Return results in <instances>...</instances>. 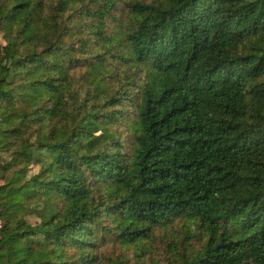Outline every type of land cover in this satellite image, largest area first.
Returning <instances> with one entry per match:
<instances>
[{
	"label": "trees",
	"instance_id": "1",
	"mask_svg": "<svg viewBox=\"0 0 264 264\" xmlns=\"http://www.w3.org/2000/svg\"><path fill=\"white\" fill-rule=\"evenodd\" d=\"M117 2L0 0V264H264V0Z\"/></svg>",
	"mask_w": 264,
	"mask_h": 264
},
{
	"label": "rangeland",
	"instance_id": "2",
	"mask_svg": "<svg viewBox=\"0 0 264 264\" xmlns=\"http://www.w3.org/2000/svg\"><path fill=\"white\" fill-rule=\"evenodd\" d=\"M49 1V0H46ZM52 2H56V0H50ZM134 0H118L115 11L112 14V18L107 20V23L109 24L107 31L110 32L114 29H116L119 26H126L128 24L129 20V13H128V3H132ZM146 1V0H144ZM149 1V0H147ZM70 11V10H68ZM10 24H6V29L9 30ZM40 27L38 23H35L32 25V28L30 29V34H35L39 31ZM7 34L6 31H3L0 33V61L3 63L6 59L5 55V47H6V38ZM79 80V77L77 78ZM122 140H125L127 137L126 131H123L120 135ZM6 155H2L3 159ZM29 221H33V218H28ZM186 231L185 224L179 221H176L174 224L169 225L165 228H160L156 231V237L153 240L152 244V252H147V256L144 257L143 264H173V256L171 252L169 251V247L167 245V239L164 236H168L169 234L171 237L169 239H172V236L175 237L178 241L184 238V234ZM194 234H198L196 231ZM114 238L110 236L108 239L107 244L105 247L101 250V253L103 254V259L106 263L110 264V260L112 258L116 257H122V253H124V257H128V260L126 264H136V258L133 254L132 249L130 250H124V248L120 247L118 244L113 243ZM177 241V242H178ZM185 241H189L191 244L186 246L184 251L188 252L192 248H197L201 244V238L200 235H197L196 237H190L189 239H185ZM180 242H178L179 245ZM183 248L180 246L179 250H182ZM110 259V260H109ZM143 261V257L141 258Z\"/></svg>",
	"mask_w": 264,
	"mask_h": 264
}]
</instances>
